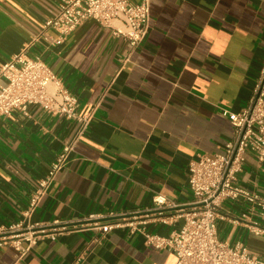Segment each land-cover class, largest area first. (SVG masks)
<instances>
[{
	"label": "crops",
	"instance_id": "0c3cea01",
	"mask_svg": "<svg viewBox=\"0 0 264 264\" xmlns=\"http://www.w3.org/2000/svg\"><path fill=\"white\" fill-rule=\"evenodd\" d=\"M61 0H0V63L24 52L41 56L79 99L95 108L86 133L57 172L30 219L75 221L110 212L146 216V229L169 235L184 224L193 195L188 166L202 153H221L234 136L220 109L244 107L264 64V0H151L149 33L130 52L111 27L87 20L65 41L35 39ZM54 35V30H49ZM0 83L5 79L0 77ZM0 116V223L23 217L39 179L45 177L78 122L30 106ZM264 167V165L262 166ZM237 184L264 195V169L248 152ZM175 204L156 208L154 196ZM248 201L226 199L218 235L264 256V235L250 233ZM95 231L39 241L27 253L0 246V264H176V255L145 242L128 228L101 243Z\"/></svg>",
	"mask_w": 264,
	"mask_h": 264
},
{
	"label": "built area",
	"instance_id": "2783aa9c",
	"mask_svg": "<svg viewBox=\"0 0 264 264\" xmlns=\"http://www.w3.org/2000/svg\"><path fill=\"white\" fill-rule=\"evenodd\" d=\"M87 20L111 27L116 36L125 38L130 47V52L121 60L125 63L130 61L131 52L143 44L149 33L151 0H61L56 13L44 21L35 39L44 38L49 47L60 45ZM51 29L55 31L54 35L49 33ZM0 77L5 79V83H0V116L15 111L28 114L33 105L49 114L78 122L73 138L64 144L47 175L38 180L23 217L9 224L0 223V246L11 245L23 255L39 241L56 240L65 233L95 231L93 241L101 243L112 230L128 228L130 233L141 232L147 245L173 252L177 257L176 264H264V256L249 250L241 242L232 244L222 240L217 229L222 202L243 197L249 203V214L257 216L247 224L248 230L255 235H264V195L237 184L238 173L243 170L248 152L264 169V64L247 104L238 111L220 109L235 128L224 151L202 153L190 160L188 187L193 199L183 212V226L169 235L147 231V215L127 217L110 212L108 221H102L103 216L96 213L75 221H31L33 211L57 172L66 166L75 152L76 143L88 130L99 103L81 114L78 97L41 56L29 57L24 52L13 56L0 63ZM154 202L156 208L175 206L161 193L154 196ZM86 255L84 251L79 260L85 259Z\"/></svg>",
	"mask_w": 264,
	"mask_h": 264
}]
</instances>
